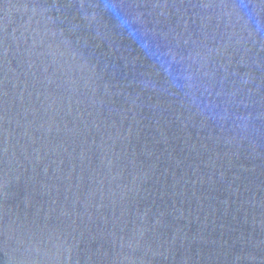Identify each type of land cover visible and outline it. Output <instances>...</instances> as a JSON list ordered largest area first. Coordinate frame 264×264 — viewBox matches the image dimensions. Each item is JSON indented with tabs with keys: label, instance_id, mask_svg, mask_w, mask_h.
Segmentation results:
<instances>
[{
	"label": "water",
	"instance_id": "1",
	"mask_svg": "<svg viewBox=\"0 0 264 264\" xmlns=\"http://www.w3.org/2000/svg\"><path fill=\"white\" fill-rule=\"evenodd\" d=\"M0 264H264V0H0Z\"/></svg>",
	"mask_w": 264,
	"mask_h": 264
}]
</instances>
